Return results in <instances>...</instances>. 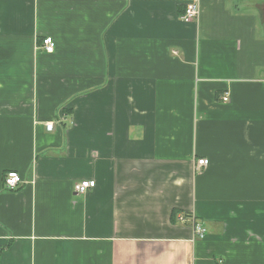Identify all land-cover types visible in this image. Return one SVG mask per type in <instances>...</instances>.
Masks as SVG:
<instances>
[{
  "label": "crops",
  "instance_id": "0c3cea01",
  "mask_svg": "<svg viewBox=\"0 0 264 264\" xmlns=\"http://www.w3.org/2000/svg\"><path fill=\"white\" fill-rule=\"evenodd\" d=\"M189 1L0 0V264H264V0Z\"/></svg>",
  "mask_w": 264,
  "mask_h": 264
},
{
  "label": "built area",
  "instance_id": "2783aa9c",
  "mask_svg": "<svg viewBox=\"0 0 264 264\" xmlns=\"http://www.w3.org/2000/svg\"><path fill=\"white\" fill-rule=\"evenodd\" d=\"M201 13V5L199 0H191L187 3L184 16L182 18V21L186 24H190L196 20L199 19ZM41 48L46 53H53L55 51V42L53 38L51 37H45L42 40ZM224 102H228V98L223 99ZM48 130H52V125H48ZM209 165L208 159H201L197 163V171H200L202 168H206ZM24 181L21 178V176L17 172H9L4 180V186L5 189L9 191H15L17 190L21 184H23ZM96 187L95 181H82L80 183H77L74 187V190L79 195L87 194L90 190L94 189ZM178 220L186 223L188 221V217L185 215H178ZM194 231L196 236L198 238L203 239L206 236L205 230L202 227V225L194 222L193 223Z\"/></svg>",
  "mask_w": 264,
  "mask_h": 264
},
{
  "label": "trees",
  "instance_id": "16d2710c",
  "mask_svg": "<svg viewBox=\"0 0 264 264\" xmlns=\"http://www.w3.org/2000/svg\"><path fill=\"white\" fill-rule=\"evenodd\" d=\"M176 214H177V213H176ZM185 216L189 218L188 214H186ZM175 217H176V216H175Z\"/></svg>",
  "mask_w": 264,
  "mask_h": 264
}]
</instances>
